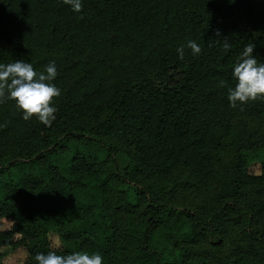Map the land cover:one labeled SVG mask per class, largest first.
<instances>
[{"label": "trees", "instance_id": "obj_1", "mask_svg": "<svg viewBox=\"0 0 264 264\" xmlns=\"http://www.w3.org/2000/svg\"><path fill=\"white\" fill-rule=\"evenodd\" d=\"M82 5L0 0V63L39 73L54 60L60 89L47 126L0 99V246L24 248V264L50 250L99 252L103 264H264V157L240 133L264 118V98L227 99L244 46L264 60V0ZM208 185L197 208L175 205Z\"/></svg>", "mask_w": 264, "mask_h": 264}, {"label": "clouds", "instance_id": "obj_2", "mask_svg": "<svg viewBox=\"0 0 264 264\" xmlns=\"http://www.w3.org/2000/svg\"><path fill=\"white\" fill-rule=\"evenodd\" d=\"M233 2V0H229ZM73 12L82 10V0H64ZM192 53L198 54L200 46L194 40H188L187 45ZM223 47L230 45L224 42ZM255 44H246L232 68L235 84L227 89V99L231 106L237 102L264 98V60L254 55ZM180 58H183V48H178ZM57 76L54 60H50L43 72H37L30 62L23 59L11 63H0V99L14 100L16 107L21 110L25 120L35 116L44 125H50L55 120L56 107L52 103L54 97L60 95V89L52 83ZM223 83V82H221ZM36 264H103L99 252L73 251L58 255L54 251L37 253Z\"/></svg>", "mask_w": 264, "mask_h": 264}, {"label": "rangeland", "instance_id": "obj_3", "mask_svg": "<svg viewBox=\"0 0 264 264\" xmlns=\"http://www.w3.org/2000/svg\"><path fill=\"white\" fill-rule=\"evenodd\" d=\"M235 22L243 30L248 29V19L240 12H235ZM240 133L244 140L254 151V154L264 157V118L248 120L242 127ZM259 164L252 165V171L259 172ZM217 190L216 185H208L201 190L181 192L175 199V205L178 207L197 208L212 193ZM10 223L4 221L0 227L1 230L9 228ZM51 240L54 248H59L60 242L55 234H51ZM0 252L4 257V264H24L28 260V253L24 248L13 250L10 246H0Z\"/></svg>", "mask_w": 264, "mask_h": 264}]
</instances>
